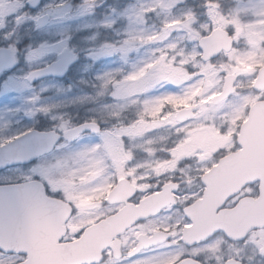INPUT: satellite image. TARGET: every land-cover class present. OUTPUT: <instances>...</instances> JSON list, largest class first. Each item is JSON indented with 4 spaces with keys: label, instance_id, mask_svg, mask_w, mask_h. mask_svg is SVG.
I'll list each match as a JSON object with an SVG mask.
<instances>
[{
    "label": "flooded vegetation",
    "instance_id": "flooded-vegetation-1",
    "mask_svg": "<svg viewBox=\"0 0 264 264\" xmlns=\"http://www.w3.org/2000/svg\"><path fill=\"white\" fill-rule=\"evenodd\" d=\"M210 1L214 4L212 10L198 8L207 28L195 39L200 58L195 73L205 77L203 83L207 88L203 91L209 93L208 102L218 106L240 92L253 95V99L244 104L237 130L229 138L233 145L215 144L214 149L205 153V158L197 159L188 153L178 158L175 152H160L166 159L163 166L132 168L129 166L131 160L139 156L132 153L127 158L125 154L122 160L130 163L119 169L116 148L107 143L103 147L101 141H93L106 125L85 113L88 105L53 118L35 110V104L53 101L42 97L58 93L60 89H27V92L33 91L29 101L33 102L35 111L26 109L28 114L22 121L18 120L27 127L23 131L31 128L60 134L49 151L36 157L37 162L71 151L73 159L80 160H87L89 155H101L107 171L103 166L94 178L93 168H84L83 175L77 176L78 179L75 176L72 182L52 183L39 175L40 179H35L37 174L31 176L28 167L31 163L0 168V173L25 174L0 180V218H7L12 212L28 219L24 226L9 227V236L13 234L25 242L14 244L10 252L0 249V253L13 257L3 264H19L29 260L31 255L40 256V264H247L249 259L240 257V248L247 246L249 241L252 243L255 234L264 228H251L241 236L230 237L218 226L217 220L240 199L255 197L259 182H250L235 194L225 195L222 182L229 181L230 177L215 172L214 167L222 158L239 150L240 127L248 118L252 104L264 100V84H256L264 67V0ZM47 25L19 24L10 31L8 38L2 37L3 30L0 31V52L6 63L0 70V95L2 87L13 76L23 77L35 86L47 80L68 78L70 72L63 77H32L64 50H71L79 57L76 50L66 46L46 62L44 37L37 35V28ZM205 37L206 48L200 46ZM228 81L233 91L216 100ZM184 107L193 108V118L198 113L194 106L181 104L174 111L176 123L191 120L176 118L177 111ZM22 108L17 105L9 110L23 112ZM89 122L96 123L94 128H82L75 135L65 136L67 131ZM190 161L204 163V166L190 168L187 166ZM236 171L239 169L228 168L230 173ZM91 175L92 181L103 179L105 182L80 183V180H89ZM33 180L41 183H31ZM32 202L39 207L34 214L28 209Z\"/></svg>",
    "mask_w": 264,
    "mask_h": 264
},
{
    "label": "rangeland",
    "instance_id": "rangeland-1",
    "mask_svg": "<svg viewBox=\"0 0 264 264\" xmlns=\"http://www.w3.org/2000/svg\"><path fill=\"white\" fill-rule=\"evenodd\" d=\"M210 2L43 0L36 9H30L27 0H0L2 37L8 38L16 25H36L37 17L48 13V25L37 28V35L44 37L46 62L66 46L79 53V61L67 79L47 80L35 86L23 77L13 76L5 83L0 95V142L27 128L18 120L28 114L26 109L34 110L29 101L33 91L27 89L37 87L60 89L54 95L42 97L53 101L35 104V110L53 118L88 105L85 113L106 125L93 141L116 148L119 169L130 163L122 160L125 154L127 158L132 153L139 156L129 164L139 168L165 165L166 159L160 152H175L178 158L188 153L197 159L214 149L215 144L233 145L229 138L237 130L244 104L253 95L240 92L218 106L208 102L209 93L203 91L207 88L203 83L205 77L195 73L200 65L195 39L207 28L198 8L212 10L214 4ZM57 99L60 101L56 102ZM181 104L194 106L198 111L196 117L176 123L174 111ZM17 105L23 106V112L9 110ZM54 156L58 158L49 156L29 165L30 175L37 174L52 183H67L82 176L84 168H93L96 178L104 166L101 155H89L87 160L73 159L71 151ZM105 158L107 163L106 153ZM187 166L199 168L204 163L190 161ZM104 169L107 171L105 166ZM19 174L3 172L0 180L25 175ZM89 180L80 183L105 182ZM252 239V243L248 240V245L240 248V257L248 258L247 264H264V230ZM12 258L0 253V264Z\"/></svg>",
    "mask_w": 264,
    "mask_h": 264
},
{
    "label": "water",
    "instance_id": "water-1",
    "mask_svg": "<svg viewBox=\"0 0 264 264\" xmlns=\"http://www.w3.org/2000/svg\"><path fill=\"white\" fill-rule=\"evenodd\" d=\"M39 0H32L31 4L35 6ZM49 21V15L45 14L38 20L40 24ZM75 56L70 51L61 53L57 61L36 72V75L45 74H64L69 65L75 61ZM6 64L0 54V70ZM257 83H264V71L260 73ZM189 109H183L179 112V118H186L189 115ZM77 130V129H76ZM58 134L49 135L32 131L27 137L22 136L19 141H14L11 145L3 144L0 146V167L15 162L28 161L32 156L45 150L51 145ZM239 142L242 148L221 160L215 167V171L220 175L230 177L229 181L222 182L224 194H232L247 182L260 181L259 196L257 198L245 197L239 201L236 207L226 210L219 218V227H222L231 236H241L251 227L264 226V102H256L251 110L249 118L243 123ZM47 140V141H46ZM28 144L29 149L25 151L22 145ZM228 168H237L239 171L228 172ZM213 187L209 190L212 191ZM32 214L36 213L38 206L36 202L28 205ZM18 213H8L9 218L0 220V246L9 249L13 244L20 243L25 239H20L11 234L9 236V227L11 225L24 226L27 222V216H19ZM13 216L15 218H13ZM13 235V236H12ZM40 256L31 255L29 261L20 264H40Z\"/></svg>",
    "mask_w": 264,
    "mask_h": 264
},
{
    "label": "snow or ice",
    "instance_id": "snow-or-ice-1",
    "mask_svg": "<svg viewBox=\"0 0 264 264\" xmlns=\"http://www.w3.org/2000/svg\"><path fill=\"white\" fill-rule=\"evenodd\" d=\"M32 131H33V129L29 128L26 131L17 132L15 135L7 137L6 142H7V144L11 145L14 141H19L22 136L27 137L29 135V133H31ZM0 143H3V142H0ZM37 159L38 158H33L30 162L31 165H35V163L37 162ZM34 178L40 179V177L38 175L35 176ZM49 191H50V189H49ZM5 251H7V250H5Z\"/></svg>",
    "mask_w": 264,
    "mask_h": 264
}]
</instances>
